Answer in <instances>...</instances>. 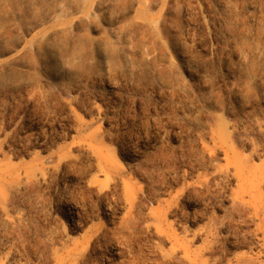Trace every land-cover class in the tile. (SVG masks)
Wrapping results in <instances>:
<instances>
[{"label":"rangeland","instance_id":"obj_1","mask_svg":"<svg viewBox=\"0 0 264 264\" xmlns=\"http://www.w3.org/2000/svg\"><path fill=\"white\" fill-rule=\"evenodd\" d=\"M0 24L12 166H73L13 199L33 233L0 262L264 264V0H0Z\"/></svg>","mask_w":264,"mask_h":264},{"label":"bare ground","instance_id":"obj_2","mask_svg":"<svg viewBox=\"0 0 264 264\" xmlns=\"http://www.w3.org/2000/svg\"><path fill=\"white\" fill-rule=\"evenodd\" d=\"M1 27V24H0ZM48 49H42V53L47 52ZM8 77V76H6ZM1 76L0 88L4 86L10 87V81ZM0 131V244L7 239L14 237L26 242L32 235L33 227L26 223L25 219L18 214L15 206H13V199L17 195L24 196L29 204L41 203L43 197L41 196L42 187L56 180L60 182L63 178L71 172L72 163L67 161H59L53 166L45 164L26 167L12 166L9 154L6 150L7 142L2 139L3 134ZM118 246L119 244L114 243ZM72 258V254L68 255ZM76 260V257L74 258ZM5 261L0 262L4 264Z\"/></svg>","mask_w":264,"mask_h":264}]
</instances>
